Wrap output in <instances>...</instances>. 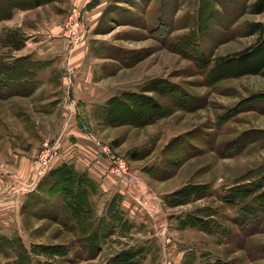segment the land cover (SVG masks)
<instances>
[{
	"label": "rangeland",
	"instance_id": "374dc122",
	"mask_svg": "<svg viewBox=\"0 0 264 264\" xmlns=\"http://www.w3.org/2000/svg\"><path fill=\"white\" fill-rule=\"evenodd\" d=\"M254 1L56 0L27 10L42 8L37 12L44 28L61 17L59 35L66 47L49 40L14 52L2 42L13 29L2 33L0 264L18 262L15 252L23 248L43 246L66 248L65 256L35 259L53 264H107L129 248L140 250L134 264H264V215L247 211L244 216L251 195H238L242 190L264 191V40L259 44V34L246 29L248 23L264 24V13L251 12ZM73 10L80 11L79 21ZM37 46L43 61L33 58L31 70L68 77L67 88L54 95L59 104L55 112L44 105L54 90L46 82L54 77H42L46 82L37 95L21 96L14 92L18 87L5 90L8 81L2 74L17 66L14 58L11 63L6 58L27 49L35 51L31 57ZM246 49L252 50L248 59L232 60ZM222 57L228 60L221 64ZM72 70L84 77L93 72L101 88L113 90V97L142 92L164 106L165 114L134 125L112 123L106 109L100 116L92 104L85 112L71 94ZM157 87L172 95L163 98L154 91ZM67 124L77 126L96 149L105 146L124 161L137 178L135 186L112 174L111 163L102 158L108 173L124 182L126 195L132 196L128 189L134 193L140 203H133L147 221L148 229L140 232L144 225L122 214V225L93 258L94 248L84 247L58 205L49 206L46 196L35 192L66 150L61 133ZM45 143L53 152L44 166L38 155ZM187 191L196 192L183 201ZM27 192L34 194L27 197ZM93 200L96 206L104 203L99 195ZM188 216L211 227L181 224Z\"/></svg>",
	"mask_w": 264,
	"mask_h": 264
},
{
	"label": "trees",
	"instance_id": "16d2710c",
	"mask_svg": "<svg viewBox=\"0 0 264 264\" xmlns=\"http://www.w3.org/2000/svg\"><path fill=\"white\" fill-rule=\"evenodd\" d=\"M56 0H0V21L11 17L16 9L27 10L37 7L43 3H50ZM251 12L253 14L264 13V0H255L251 5ZM246 29L249 34H259V44L264 40V24L259 22L248 23ZM17 34L11 33L2 39L4 43H11L15 49H19L22 44L16 42ZM252 50L246 49L242 52L233 54L232 60H246L250 56ZM230 58V59H231ZM228 59L226 57L219 58L220 63H225ZM154 91L164 97H168L171 92H166L165 89L157 87ZM173 92V91H172ZM172 95V94H171ZM175 101V99H174ZM173 101V102H174ZM106 118L112 123H132L134 125H145L154 120L159 114H165V107L160 105L154 98L149 97L142 92H127L121 95L112 97L105 106ZM46 189V190H43ZM45 191V193H44ZM40 194L46 196L50 205H58V213L65 218L66 223L80 234L82 243L87 249L94 248L95 253L92 258L96 257L100 251V247L110 240L111 236L116 232L118 226H121L122 212L119 210L117 200L114 199L109 204L107 210L102 215L94 209L91 198L97 192L93 182L85 172H78L71 164H62L54 168L49 175L42 181L39 186ZM42 192V193H41ZM195 194L196 191H187L182 194V200L187 201L190 196ZM253 192L244 190L239 194L243 198H249L251 195L252 205L250 208H243V215L247 211L253 213L257 212L264 215V191L252 194ZM253 198V199H252ZM34 200H37L36 198ZM181 200V199H179ZM35 204V207H38ZM30 206V205H29ZM34 207V205H33ZM56 219V216L53 217ZM197 216L186 217L181 224H189L190 228L203 227L204 229L210 228V224L204 221H199ZM65 223V224H66ZM112 234V235H111ZM56 248L41 247L40 249L33 248L32 251L21 249L15 252L17 260L15 264H53L46 261L38 260L37 257L50 258L54 255L65 256L67 253L64 246L60 247L58 251ZM120 251L115 257L111 258L107 264H134L133 259L140 253V250ZM204 264H222L220 262H208Z\"/></svg>",
	"mask_w": 264,
	"mask_h": 264
},
{
	"label": "crops",
	"instance_id": "0c3cea01",
	"mask_svg": "<svg viewBox=\"0 0 264 264\" xmlns=\"http://www.w3.org/2000/svg\"><path fill=\"white\" fill-rule=\"evenodd\" d=\"M70 1V0H69ZM56 3V2H55ZM50 3L51 4H55ZM47 5V6H50ZM41 8V7H40ZM40 8L32 9V10H20L16 9L13 11L10 18L0 21V36L2 33H6L9 30H12L13 33H16L17 35V41L18 43H21L22 46L19 49H15V47L11 43H5L6 47L10 48L11 51L16 50H24L25 48H28L29 43L31 45H38V46H44L45 41L51 40L52 42H58L63 45V47H66V42L62 37L60 38L59 32L61 30V17H53L52 22H50V25H52V29L49 27H45L43 24V21L41 20V17L38 16L37 10H40ZM42 9V8H41ZM36 14L34 15L33 13ZM55 12V11H53ZM57 13H54L53 15H56ZM34 16H37L36 20L33 18ZM45 22V21H44ZM35 25L34 28L29 27L30 25ZM36 30V31H34ZM25 33V34H24ZM21 34L23 37H29L28 41H25V38H20ZM36 49V55H31L35 51H29L28 49L26 52H23L20 55H10V57H7L6 60L13 61L14 59L17 62V66L13 70H6L2 75L6 81H8V84L5 85V90L7 87L11 89V87H18V91H14L15 93L18 92L21 96H31L32 94L40 93L41 89H44V82H46L49 78L54 77L55 81H48L46 82L47 89L51 88L53 92H51V96L47 98V103L44 105H49L51 108L49 109V113L54 111L57 104L58 98H54L55 94H59L62 87H66L68 84V77L66 76H58V78L55 76L54 73L50 72H44L36 71L33 72L31 70L32 66H34L35 60H32L33 58H36V62L40 63V61H43L42 57H39V49ZM75 57V54H74ZM73 56H71L70 62H74L75 60ZM14 58V59H13ZM9 59V60H8ZM72 72V73H71ZM69 77H71V94L76 96L74 97V100L77 99V101L81 102L84 106L83 109L85 112H89L92 107L100 114V116L104 115L103 111L105 110V103L108 99L112 98L111 93H113V90H106L101 88V85L98 83L100 82V79H98L93 72H91L90 76L84 77L80 72L78 71H71ZM46 75V81H43L42 77H45ZM60 82V83H57ZM63 84V86H61ZM56 87V88H55ZM67 88V87H66ZM106 90V91H105ZM13 90L10 91V94H8L6 97L9 99L13 95ZM11 95V96H10ZM93 97V98H92ZM92 99V100H91ZM94 99V100H93ZM40 101V100H39ZM41 103H44L45 100L42 99L40 101ZM92 104L93 106L91 107ZM43 105V106H44ZM80 104H77L75 107V111H79L78 107ZM42 106V107H43ZM55 112V111H54ZM74 112V111H72ZM86 119L88 123L91 125V117H89V113L85 114ZM59 119H57V122ZM76 122V120L73 121V124ZM82 123V122H81ZM83 124V123H82ZM67 124L65 126L66 129L63 130L64 133H61V136L63 137V144L65 143L66 150L61 153V158L57 160L56 164L53 166V168H56L60 166L62 163H69L74 166V168L78 172H85L87 176L91 179L93 182L97 194L92 196L91 201L93 204L94 209L100 211V215L106 212L109 204L112 200L116 199L117 204L119 207V210H121L122 214H126V216L132 221H130L133 224H139V227L144 225L142 231L148 229L145 228V218L141 219L140 212L137 209V205L133 202L140 203L133 199V201L129 200V198L125 193V186L124 182L120 180L119 178L113 177L108 173L107 166L103 159H105L103 156L99 153V147L93 145L89 142V140L85 137V135L81 132V130L76 126V128H73L72 125ZM103 158V159H102ZM62 160V161H61ZM39 189H36V194L38 193ZM34 192V191H33ZM33 192H27V197L33 196ZM97 195L102 197L103 204L102 206H96L95 201L93 200L94 197ZM127 196V197H126ZM26 197V196H25ZM26 200V199H25ZM24 200V201H25ZM146 209V207H145ZM147 222V221H146ZM145 222V223H146ZM134 227V225H133ZM148 233H151V230H148ZM155 236V234H154ZM114 238V237H112ZM150 239L151 236L149 237ZM147 238V239H149ZM108 244V243H107ZM104 250V249H103ZM123 250V249H122ZM120 250V251H122Z\"/></svg>",
	"mask_w": 264,
	"mask_h": 264
},
{
	"label": "built area",
	"instance_id": "2783aa9c",
	"mask_svg": "<svg viewBox=\"0 0 264 264\" xmlns=\"http://www.w3.org/2000/svg\"><path fill=\"white\" fill-rule=\"evenodd\" d=\"M73 13H74L75 19L79 21V19L81 18L80 11L73 10ZM70 34H75V33L71 31ZM98 147H99L100 155L103 156L105 159H108V161L111 163L110 172L112 174H117V175L124 177L129 183V187L135 186L137 182V178L134 174L129 172L128 167L126 166L124 161L120 159L119 157H116L115 155H113L112 152L109 150V148L105 146H99V145ZM52 152H53V149L52 148L50 149L49 144L45 143L44 149L38 155V161L42 165L45 166L48 160L50 159V157L52 156ZM129 193L132 195L130 196L131 198L136 199L135 196H133L134 193L131 192V189H128L127 194L130 195ZM136 201L138 200L136 199Z\"/></svg>",
	"mask_w": 264,
	"mask_h": 264
}]
</instances>
